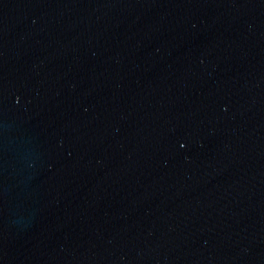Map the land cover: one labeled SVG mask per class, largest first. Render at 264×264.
I'll return each mask as SVG.
<instances>
[{
	"label": "water",
	"instance_id": "95a60500",
	"mask_svg": "<svg viewBox=\"0 0 264 264\" xmlns=\"http://www.w3.org/2000/svg\"><path fill=\"white\" fill-rule=\"evenodd\" d=\"M0 264H264V0H0Z\"/></svg>",
	"mask_w": 264,
	"mask_h": 264
}]
</instances>
